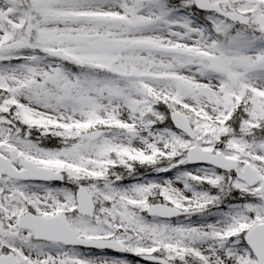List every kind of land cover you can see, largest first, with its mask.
<instances>
[{"label": "snow or ice", "instance_id": "obj_1", "mask_svg": "<svg viewBox=\"0 0 264 264\" xmlns=\"http://www.w3.org/2000/svg\"><path fill=\"white\" fill-rule=\"evenodd\" d=\"M0 264H264V0H0Z\"/></svg>", "mask_w": 264, "mask_h": 264}]
</instances>
